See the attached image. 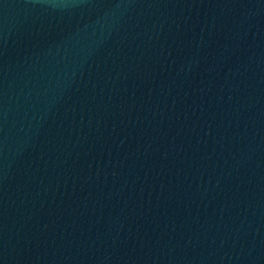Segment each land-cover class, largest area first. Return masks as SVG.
<instances>
[{"label": "water", "instance_id": "water-1", "mask_svg": "<svg viewBox=\"0 0 264 264\" xmlns=\"http://www.w3.org/2000/svg\"><path fill=\"white\" fill-rule=\"evenodd\" d=\"M0 264H264V0H0Z\"/></svg>", "mask_w": 264, "mask_h": 264}]
</instances>
